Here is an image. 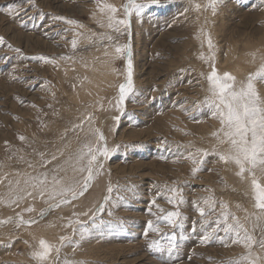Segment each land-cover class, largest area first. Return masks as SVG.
Returning a JSON list of instances; mask_svg holds the SVG:
<instances>
[{"label": "rangeland", "instance_id": "1", "mask_svg": "<svg viewBox=\"0 0 264 264\" xmlns=\"http://www.w3.org/2000/svg\"><path fill=\"white\" fill-rule=\"evenodd\" d=\"M137 2L144 7L140 16L133 12L130 33L122 26L117 33L107 27L108 14L99 8L111 4L118 9L116 18L123 19L127 0H33L31 6L26 0H0V264H36L32 253L41 239L60 248L47 264H233L247 250L233 244L231 234L212 232L221 203L257 241L264 239V219L257 221L258 210L231 167L209 155L193 175L194 165L186 158L217 145L213 133L220 129L219 121L203 105L211 66L238 80L259 67L264 0H216L215 14L210 0ZM25 9L30 10L25 14ZM128 44L134 91L121 112L117 101L119 85L126 81L127 56L116 55L115 47ZM259 90L264 94V87ZM93 130L102 133L104 144L114 151L106 160L101 157L103 169L83 196L50 210L57 201L29 187L33 196L25 194L10 203L15 197L9 192L24 189L31 176L47 173L65 182L74 176L82 180L73 171V157L90 142L96 146ZM169 188L180 189L185 203L178 208L167 203ZM209 198L216 206L207 214L203 202ZM101 206L102 216L96 213ZM200 207L205 217L199 215ZM171 211L186 218L178 221L183 229L167 225L163 215ZM21 218L36 222L21 225ZM149 221L159 226V233L144 235ZM81 224L88 228L84 239ZM174 231L178 247L169 254L165 236ZM206 234L213 239L202 244ZM61 237H67L63 246ZM153 242L163 251L151 247ZM253 251L261 253L258 245Z\"/></svg>", "mask_w": 264, "mask_h": 264}, {"label": "snow or ice", "instance_id": "2", "mask_svg": "<svg viewBox=\"0 0 264 264\" xmlns=\"http://www.w3.org/2000/svg\"><path fill=\"white\" fill-rule=\"evenodd\" d=\"M26 2L30 6L33 4V0H26ZM215 4L216 0H210V7L213 9V14H215ZM8 7L11 8L12 6L9 5ZM20 7H23V5H20ZM143 7L144 5L138 3L137 0H127V3L123 6V19L116 18L118 9L111 4H101L99 10L101 13L108 14L107 27L109 29L120 33L122 26L123 29L129 30L130 33L131 16L133 12H135L137 16H140ZM199 7L200 6L197 5V9H199ZM28 10L30 9H25V14ZM15 15L19 16L20 13L17 12ZM64 23L80 27L76 21L64 20ZM107 39L111 41L112 37L108 36ZM3 44L4 38L0 37V45ZM207 44L209 50H211L213 48V43L210 38H207ZM72 46L73 48L77 46L76 40L72 41ZM13 51L19 53L20 49H13ZM115 53L118 56H127L126 81L119 85V100L117 101L118 110L123 112L122 105H124L127 97L133 94L134 91L131 45L128 44L123 47L117 45L115 47ZM0 59L4 58L0 57ZM33 59L52 63V61L46 57H34ZM201 59L205 58L202 56ZM208 59L214 60L215 57L210 56ZM205 79L207 82L206 91L208 95L204 99L203 105L210 110L212 118L219 121L220 129L213 133V136L217 140V145L211 152L197 150L195 153L187 155L186 158L191 160L194 165L192 173L195 175L198 171L202 170V166L205 162L204 158L209 155H216L218 161L225 165H233L236 170V175L248 184L253 207L258 210L256 216L257 221L264 219V94L260 92L258 87V85L264 87V56L260 58L258 69L249 73L245 79L238 80L236 76L229 72H224L222 74L218 73L214 64L211 66V71L207 74ZM189 83H191V81H189ZM33 107L35 106L33 105ZM197 107H200V105H197ZM92 134L96 137V146H93L90 142L84 145L73 157L75 161L72 165L73 171L80 173L83 176L82 180L74 177L72 180L65 182L56 175H53L51 180H49L47 173L31 176L25 181L24 189L17 187L14 191L9 192V197H15L10 200V203H18L20 200L24 199L25 194L27 196H32L33 192L27 190L29 187L33 190H38L41 196L47 193L49 199L57 201L55 204L49 206L50 210L52 208H58L61 205L69 204L71 200L76 199L78 196H83L94 177L103 169V160L108 159L114 151L104 144L105 137L102 133L98 130H93ZM19 139L23 141L24 137L21 136ZM225 145L226 147L221 150L220 146ZM55 159L56 157L52 156V160ZM50 162L51 161H48V163ZM29 167H31V164H29ZM84 173H86V175H83ZM16 183L18 186L19 181ZM111 191L112 189L109 188V192ZM167 191L171 193L170 196H165L167 203L177 208L179 205L185 203L180 189L169 188ZM178 197L180 198L178 199ZM57 198L59 199L57 200ZM203 203L209 209V213L207 214H210V212L215 209L216 201L214 199H205ZM152 204L155 205V201H152ZM220 208L222 212L220 218L214 222L215 226L212 228V232L223 231L226 235L231 234L232 243L241 244L247 250V254L233 262V264H264V254H262L264 253V239L257 241L239 219L227 211L226 204L221 203ZM27 211L31 212L33 209L28 208ZM158 211L161 213L164 212L163 209H158ZM198 212L201 217L206 216L204 207H200ZM96 213L102 216L104 214L103 206L97 208ZM96 213L93 214V222L90 225V227L93 228L96 227ZM85 215H87V213H85ZM109 215H111V213H109ZM44 216L45 213L41 211L40 217L43 218ZM230 218L232 221L231 223L229 222ZM163 219L169 227L173 229H183L184 224L178 223V221H182L186 218L181 217L179 211H171L164 213ZM35 222L34 220L24 221L23 218L19 221L21 225H31ZM76 223L80 224L81 222L76 221ZM221 225H223V227H221ZM149 231L159 233V226H154L153 223L149 221L144 235L147 236ZM192 231L194 232L195 228H193ZM87 233L88 228H85L81 224L80 238L84 239ZM165 238L170 242L167 251L169 254H172L178 247L175 243V231L170 236L166 235ZM65 239H67V237L60 238L61 246H63ZM181 239H184V237L181 236ZM212 239L213 237L211 235L206 234L202 237L200 242L206 244L211 242ZM219 239L223 242L222 237ZM69 242L71 243V241ZM254 245H258L261 253L253 251ZM151 247L163 251L161 245L157 242H153ZM53 250H55L57 255L60 252L59 247L41 239L39 240L38 248L32 253V259L36 264H47Z\"/></svg>", "mask_w": 264, "mask_h": 264}, {"label": "bare ground", "instance_id": "3", "mask_svg": "<svg viewBox=\"0 0 264 264\" xmlns=\"http://www.w3.org/2000/svg\"><path fill=\"white\" fill-rule=\"evenodd\" d=\"M195 5H196V3H195ZM132 56H133V55H132ZM249 60H250V59H249ZM249 60H248L247 62H249ZM252 60H253V59H252ZM254 60H255V59H254ZM259 61H260V60H259ZM250 62H251V60H250ZM256 62H257V61H256ZM232 63H233V62H232ZM237 63H238V62H237ZM244 63H245V62H244ZM257 63H258V62H257ZM257 63H256V64H257ZM253 64H255V62H254ZM256 64H255V65H256ZM259 64H260V62H259ZM259 64H258V65H259ZM236 65H237V64H236ZM240 65H241V64H240ZM243 65H244V64L242 63L241 66H243ZM251 65H252V64H251ZM255 65H254V66H255ZM245 66H246V65H245ZM252 66H253V65H252ZM223 67H224V66H222V68H223ZM246 67H247V66H246ZM249 67H250V66H249ZM237 68H239V67H237ZM254 69H256V68H254ZM234 70H235V69H234ZM241 70H242V69H241ZM246 70H247V69H246ZM252 70H253V69H252ZM244 72H245V71H244ZM85 74H86V73H85ZM82 86H83V85H82ZM88 87H89V86H87V90H89ZM258 87H259V86H258ZM115 89H116V88H115ZM82 90H83V89H82ZM260 90H261V89H260ZM84 93H86V92H84ZM87 93H89V92H87ZM89 94H90V93H89ZM95 95H96V94H95ZM84 96H85V95H84ZM88 96H89V95H88ZM88 96H87V97H88ZM72 97H74V96H72ZM85 97H86V96H85ZM104 97H105V96H104ZM77 98H78V96H77ZM77 98H75V99H77ZM107 98H108V97H107ZM85 99L87 100V98H85ZM83 100H84V99H83ZM127 101H128V100H127ZM76 102H78V101H76ZM76 102L74 101V103H76ZM83 102H84V101H83ZM78 103H79V102H78ZM80 104H81V103H80ZM100 104H101V103H100ZM85 105H86V104H85ZM87 105H88V104H87ZM90 108H91V107H90ZM84 109H85V108H84ZM109 119H110V117H109ZM111 119H112V118H111ZM106 120H107V118H106ZM106 120H104V121H106ZM113 120H114V119H113ZM108 121H111V120H108ZM83 122H84V121H83ZM106 122H107V121H106ZM106 122H104V124H105ZM111 122H112V121H111ZM108 124H109V123H108ZM65 131H66V130H65ZM71 133H72V132H71ZM68 134H69V133H68ZM62 139H63V138H62ZM94 141H95V140H94ZM51 143H52V142H51ZM53 143H54V142H53ZM95 144H96V143H95ZM58 146H59V145H58ZM53 147H54V146H53ZM51 150H52V149H51ZM57 150H58V149H57ZM70 150H71V149H70ZM59 151H60V149H59ZM56 153H57V152H56ZM56 153H55V154H56ZM58 153H59V152H58ZM65 153H66V152H65ZM61 154H62V153H61ZM53 156H55V155H53ZM57 157H58V156H57ZM59 157H60V156H59ZM61 158H62V157H61ZM51 161H52V158H51ZM57 161H58V160H57ZM73 162H75V161H73ZM68 163H69V162H68ZM70 165H71V164H70ZM51 166H52V165H51ZM59 167H60V166H59ZM229 167H231V169H230L231 174L234 175V176H237V175H236V170H235L234 166H233V165H228V168H229ZM57 168H58V166L56 167V169H57ZM42 170H43V169H42ZM50 170H51V169H50ZM50 170H49V171H50ZM57 170H58V169H57ZM68 171H69V169H68ZM44 172H45V171H44ZM228 172H229V171H228ZM230 172H229V173H230ZM53 173H54V172H53ZM70 173H71V171H70ZM77 173H78V172H77ZM60 174L63 175L62 172H61ZM73 174H74V173H73ZM227 174H228V173H227ZM75 175H76V174H75ZM77 175H79V174H77ZM85 175H86V174H85ZM71 176H72V175H71ZM71 176H70V178H72ZM12 177H13V176H12ZM49 177H51V176H49ZM74 177H75V176H74ZM74 177H73V178H74ZM237 177H238V176H237ZM65 178H66V177H65ZM68 178H69V177H68ZM73 178H72V179H73ZM77 178H78V177H77ZM77 178H76V179H77ZM81 178H82V177H81ZM24 179H25V178H24ZM62 179H64V177H63ZM18 180H19V179H18ZM69 180H70V179H69ZM66 181H67V178H66ZM239 181H240V180H239ZM231 182H232V180H231ZM235 182H236V181H235ZM235 184H236V183H235ZM238 186L240 187V189H242L245 193L249 194V196H250V191H249V188H248V184H247V182H244V181L241 180V183H239ZM229 188H230V187H229ZM240 192H241V191H240ZM32 196H33V195H32ZM38 196H39V195H38ZM50 200H51V199H50ZM57 200H58V199H57ZM232 203H233V202H232ZM53 204H54V203H53ZM250 204H251V203H250ZM240 205H241V204H240ZM249 209H250V208H249ZM246 210H247V209H246ZM252 211H253V210H252ZM24 212H25V211H24ZM45 212H46V211H45ZM78 212H79V211H78ZM248 213H249V212H248ZM254 213H255V212H254ZM238 216H239V215H238ZM259 224H260V223H259ZM80 228H81V227H80Z\"/></svg>", "mask_w": 264, "mask_h": 264}]
</instances>
